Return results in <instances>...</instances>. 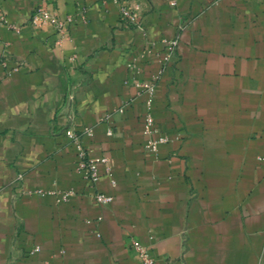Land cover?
<instances>
[{
    "label": "crops",
    "instance_id": "obj_1",
    "mask_svg": "<svg viewBox=\"0 0 264 264\" xmlns=\"http://www.w3.org/2000/svg\"><path fill=\"white\" fill-rule=\"evenodd\" d=\"M49 1L73 18L63 34L32 23ZM123 2L136 26L114 0H0V264H140L132 238L156 264H264V0ZM174 38L152 102L172 142L153 153L135 82ZM69 128H91V157L108 158L109 205Z\"/></svg>",
    "mask_w": 264,
    "mask_h": 264
},
{
    "label": "built area",
    "instance_id": "obj_2",
    "mask_svg": "<svg viewBox=\"0 0 264 264\" xmlns=\"http://www.w3.org/2000/svg\"><path fill=\"white\" fill-rule=\"evenodd\" d=\"M119 6V12L121 16V22L124 26L131 27L136 26L137 15L127 6L123 0H114ZM73 18L68 17L65 21L61 20L56 10L52 7V2H47L46 7L38 9L32 17V23L40 28H53L56 33L63 34L64 26L66 23H71ZM0 23L7 24V20L2 7L0 6ZM178 38L171 40H163L166 46L165 54L161 59V67L159 72L153 77L149 83L135 82V86L142 92L148 94L147 101V113L144 118V134L148 137L146 144V150L149 152L157 153L161 145L172 142L168 135L162 133L161 129L157 126L154 116L152 114V102L156 92V86L161 76L166 71L171 60L176 56L178 47ZM2 41L0 39V45ZM10 57L7 55L6 50L0 54V66L8 69ZM21 64L17 63L12 69L8 71V75L13 71H17ZM1 83V82H0ZM71 121V118H69ZM66 136L72 141L76 148L77 153V169L83 175V177L89 182L91 187L95 189L93 197L95 201L101 206H107L113 201V197L107 196L97 190V183L101 178V166L105 167L106 173H110L111 169L108 166L109 160L106 157L93 158L91 157L90 149L84 144V136H93V130L91 128H85L81 131L69 128L66 130ZM108 135H112V130L108 131ZM22 176L18 177V181L21 183ZM44 194V192H38ZM60 200L68 201L74 192H62L59 194ZM130 247L139 258L140 264H156V260L151 256L149 249L142 245L138 239L132 238L130 240ZM168 264H178L174 261H169ZM182 264V263H181Z\"/></svg>",
    "mask_w": 264,
    "mask_h": 264
}]
</instances>
